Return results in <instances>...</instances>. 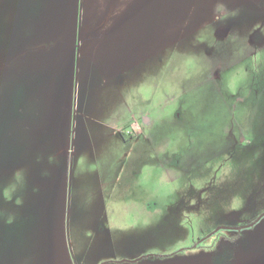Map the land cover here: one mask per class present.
Listing matches in <instances>:
<instances>
[{"label": "rangeland", "instance_id": "1", "mask_svg": "<svg viewBox=\"0 0 264 264\" xmlns=\"http://www.w3.org/2000/svg\"><path fill=\"white\" fill-rule=\"evenodd\" d=\"M106 2L0 0V264H264V0Z\"/></svg>", "mask_w": 264, "mask_h": 264}, {"label": "crops", "instance_id": "2", "mask_svg": "<svg viewBox=\"0 0 264 264\" xmlns=\"http://www.w3.org/2000/svg\"><path fill=\"white\" fill-rule=\"evenodd\" d=\"M94 1H98V0H94ZM99 1H105V0H99ZM106 1L110 4L111 10L108 11V15L102 20L101 24L99 25V28H105V33L107 32V30L112 31V30H114V28L117 25L122 24L124 18H126L127 16L130 19H132V15L134 13V10H133L134 3H135V5H137L136 3L138 0H106ZM126 1H129V3L127 4ZM193 1H194V4H196L197 6H198V3H200L201 8L198 11L197 8L195 7L194 14H191V16H190L191 18H193L192 20L195 21L196 19H198V16L206 14L205 10H206V12H210L212 14V17H214V16L217 17L216 16V15H218L217 12H219L218 6L220 5L219 1H221V0H193ZM84 2H85V12H86L87 3H89V0H84ZM114 4L116 6H114ZM114 7H115V9H114ZM164 32H165V30H164ZM90 33H92V32H90ZM120 33L121 32L119 31V34ZM106 35L109 36V33L108 34L106 33ZM106 35H104V38H102V39H105ZM130 40H131V48L132 49L138 48V45H137V47L133 46L134 38L132 36L130 37ZM98 47L100 48V46H98ZM93 49H98V48L96 46ZM113 49H114V47H113ZM103 65H104L103 67H105L104 72L107 71V69H108V71L111 70L114 73V76H117V77L119 76V74L126 73L130 69V68H123L122 63H119L117 66H115L112 62H110V63L105 62ZM106 77H107V75H106ZM142 119H146V121H145L146 124L151 123V119L148 118L147 116H143ZM135 124L137 126L141 127V125L138 122H135Z\"/></svg>", "mask_w": 264, "mask_h": 264}, {"label": "flooded vegetation", "instance_id": "3", "mask_svg": "<svg viewBox=\"0 0 264 264\" xmlns=\"http://www.w3.org/2000/svg\"><path fill=\"white\" fill-rule=\"evenodd\" d=\"M68 161H70V154H68ZM200 245V243H197L196 245H194V247H198Z\"/></svg>", "mask_w": 264, "mask_h": 264}]
</instances>
